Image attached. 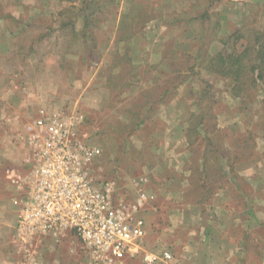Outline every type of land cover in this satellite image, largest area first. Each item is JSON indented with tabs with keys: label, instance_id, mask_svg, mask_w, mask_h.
<instances>
[{
	"label": "rangeland",
	"instance_id": "1",
	"mask_svg": "<svg viewBox=\"0 0 264 264\" xmlns=\"http://www.w3.org/2000/svg\"><path fill=\"white\" fill-rule=\"evenodd\" d=\"M98 4L95 21L84 31L83 15L74 16L83 7L81 0H0V203L7 199L13 218L17 194L6 173L26 171L21 167L29 155L27 126L39 109L78 110L91 121L85 135L102 150L94 176L116 180L128 202L136 203L142 193L153 196L141 212L147 224L146 251L170 250L182 264H209L217 254L209 249L213 233L231 244L218 253L225 264H264V246L258 242L264 236V95L252 91L253 100H243L240 107L232 83L206 69L223 48L230 50L236 43L241 51L264 32V0ZM73 16L75 22L68 24ZM199 53L204 59L196 60ZM165 89L171 92L164 107L152 105ZM197 91L204 93V103L210 101L222 133H210L218 150L209 155L208 177L202 179L199 168L183 189L186 176L175 171L176 157L170 151L176 150L177 138L166 139V154L162 132L180 121L185 135L187 127L195 126ZM249 134L254 142L246 140ZM227 140L235 141V148L228 149ZM187 147L191 158L184 161V171L200 160L203 149L200 144ZM222 149L241 159L233 160L234 173L226 166L228 158L216 157ZM207 182L215 194L209 203H199ZM221 184L222 201L214 199ZM185 205L184 219L179 211ZM195 210L199 216L192 215ZM245 235L248 250L242 252ZM71 259L65 257L68 264ZM127 264L145 263L138 259Z\"/></svg>",
	"mask_w": 264,
	"mask_h": 264
},
{
	"label": "built area",
	"instance_id": "2",
	"mask_svg": "<svg viewBox=\"0 0 264 264\" xmlns=\"http://www.w3.org/2000/svg\"><path fill=\"white\" fill-rule=\"evenodd\" d=\"M85 123L78 110L41 108L27 126L28 171H8L20 192L13 205L22 258H33L39 240L68 238L87 264H127L138 255L147 264H182L170 250L144 249L147 224L141 212L153 196L142 193L136 203L128 202L116 180L94 176L102 150L82 132Z\"/></svg>",
	"mask_w": 264,
	"mask_h": 264
},
{
	"label": "trees",
	"instance_id": "3",
	"mask_svg": "<svg viewBox=\"0 0 264 264\" xmlns=\"http://www.w3.org/2000/svg\"><path fill=\"white\" fill-rule=\"evenodd\" d=\"M59 1L73 3L75 0H59ZM81 4L83 5V7L79 11L80 13H75L74 16H76V14L83 15L84 17L83 27H84V31H86L87 29H89V25L93 23V21H95L94 15L95 13H97V10L99 9V4H98V0H81ZM74 16L72 17L73 18L72 21H69L68 24L75 22ZM10 19L16 23V18L10 16ZM0 20H2V18H0ZM68 24H64L63 28L67 27ZM223 44H225V46H229V41L228 42L225 41ZM237 48L238 47L236 43H233L232 49L229 50L227 48H223V50L217 52L209 59L208 68L206 69L209 74L213 76H217V78H221L222 80H226L232 83L231 84L233 85L231 88L232 95L234 96V98H238L239 100H241L239 102H240V107H242L243 105L241 103H243V100H244V104L246 100H253L252 91L255 92L256 94L263 93L264 95V32L257 33L253 45L249 44L241 51H240L241 48L238 49ZM202 59H204V57L202 56V53H199V56L196 58V60H202ZM170 92H171L170 89H165L163 94L160 96L158 102L153 101L152 105L164 104V100L170 94ZM204 96H205L204 93L202 92L199 93L198 91H197V95L194 96L195 99L193 101V104L199 108L200 113L197 116V123L195 124V126L194 127L192 126V128L187 127V134L185 135L189 147H193L196 144L197 145L200 144L203 147L200 160L196 161V163L190 164L191 170H193L194 173L199 168H201L200 172L202 179H206L205 176L208 177L209 172L206 173V171L210 164L209 155L212 154V150H218L216 149L218 145L217 143L216 146L214 145L213 136H211L210 133L213 132L222 133V131H220L218 128L217 122H215L216 115L211 111L212 105L210 104V101L204 103L202 99ZM263 104H264V99H263ZM143 106H144V110L146 109V107L150 108V106L148 105L147 106L143 105ZM147 118L142 119L139 122V124L137 123L136 128L139 129L140 126H142V124H144L147 121ZM90 122L91 121L88 119V117H86V123L84 125V128L82 129L83 133L85 131L84 129L87 127V125ZM228 134H229L228 137H231L230 136L231 134L230 133ZM254 139L255 136L249 134V137L246 140H252L254 142ZM223 142H226L225 139L224 141L222 139L221 143ZM227 142H228V149L235 148L237 144L235 143V141H231V140H227ZM221 143L219 144V146H221ZM219 151H216L217 152L216 157L218 158V160H222V158L224 157L228 158L226 166L230 170V173L231 172L234 173L235 161L233 160L241 161V159L238 156L235 155L233 156L231 152L228 150L222 149L221 152ZM21 169H25L26 170L25 172L28 171V168L25 165H22ZM6 174L8 180L7 183L11 184L9 180L8 172ZM223 176L224 177L227 176V173H224ZM234 186H236L237 189L240 188L239 185H237L236 183H234ZM202 187L203 190H205L206 192L203 195V197L200 199L199 203H203V202L209 203L211 201V197L215 193H212V187L209 190L208 182L204 183ZM223 187L224 185L221 184L219 188H223ZM242 239H243V241L241 242L242 248L240 249L242 252L243 251L245 252V250H248L245 241V239H247V236L245 235ZM258 242L259 243L262 242L264 246V236L261 237V239H259ZM68 254L69 253L65 255L69 257ZM80 256L82 258H85L83 254ZM138 259H141V262L145 263L141 255H138L129 261L131 262Z\"/></svg>",
	"mask_w": 264,
	"mask_h": 264
},
{
	"label": "crops",
	"instance_id": "4",
	"mask_svg": "<svg viewBox=\"0 0 264 264\" xmlns=\"http://www.w3.org/2000/svg\"><path fill=\"white\" fill-rule=\"evenodd\" d=\"M161 107H164V104L161 105ZM38 116V114H37ZM162 140H163V146H164V152L167 154L166 149H168V146H166L167 143L166 139H171V138H177L176 143L174 148L176 150H170L171 152L174 153L175 157H176V161H175V171L178 172V174L182 177L185 174V178L183 179V181L180 183V188H185V186H188V178L191 177L193 170H191V165L187 168L186 171L184 168V161H186L187 159L191 158V154L188 150L187 147V143H186V139H185V127L184 124L182 123V121L173 124L171 129H167L165 131L162 132ZM180 144V147L179 145ZM163 151V150H162ZM170 152V154H171ZM188 162H190V160H188ZM191 164V163H190ZM146 180V182H148V178L145 177L144 181ZM171 182H173V179H171V181H166L164 183V187L167 188L168 185ZM182 190V189H180ZM224 189L222 188H218L217 194L215 195L216 197L214 199L218 200H223L224 198ZM14 192L16 195V197L19 196L20 192L16 189H14ZM183 194H180V196H182ZM172 194L169 193V197H171ZM15 198V197H14ZM6 200L7 199H2L1 203H0V264H33V263H39V264H68L65 261V253H69V259H71L72 257H74L71 262L73 261V263L70 262V264H87V260L86 258H82L80 255H82L81 253H74V249H73V244L72 240L70 239H66L61 243H58V241H55L53 239H46V240H39L38 244H39V248L37 250V253L33 256V258L30 261H25L22 258V254H21V249L16 245L17 244V217L16 215L18 214V209H16L12 214H13V218L9 215V213L11 212L10 209L7 208L6 206ZM14 199H12L13 201ZM11 201V202H12ZM13 205V203H12ZM14 206V205H13ZM15 207V206H14ZM187 207L186 205L184 206V208ZM16 208V207H15ZM190 209V207H189ZM144 210H142L143 212ZM188 211H191L188 210ZM196 211V210H195ZM195 211L192 213L193 216H199L200 212L196 211L197 213H195ZM180 216L183 217L184 219L187 216V209L185 208L184 210H180L179 211ZM195 213V214H194ZM208 230V231H207ZM206 233L208 235V233L210 232V228L206 229ZM217 235H219V233H217ZM214 234L211 233V238H210V243H209V249L212 251H215L217 254L215 256V260H212L211 258H209L208 263L209 264H225L224 261L225 260H220L218 258V253L221 250H228L230 249V242L229 239L226 238H222V237H213ZM66 251V252H64ZM84 259V260H83ZM214 262V263H213Z\"/></svg>",
	"mask_w": 264,
	"mask_h": 264
}]
</instances>
